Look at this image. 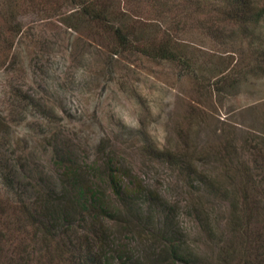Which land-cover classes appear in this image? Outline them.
<instances>
[{"label": "rangeland", "instance_id": "374dc122", "mask_svg": "<svg viewBox=\"0 0 264 264\" xmlns=\"http://www.w3.org/2000/svg\"><path fill=\"white\" fill-rule=\"evenodd\" d=\"M103 1L128 46L80 0H0V264H89L111 240L105 257L126 264L116 250L143 255L164 216L195 264H264V76L201 82L264 54L211 57L194 0ZM169 41L175 61L152 57ZM109 169L151 196L144 232L80 210L42 226L39 200L98 191L115 204Z\"/></svg>", "mask_w": 264, "mask_h": 264}, {"label": "trees", "instance_id": "16d2710c", "mask_svg": "<svg viewBox=\"0 0 264 264\" xmlns=\"http://www.w3.org/2000/svg\"><path fill=\"white\" fill-rule=\"evenodd\" d=\"M100 1L102 0H80L81 13L88 17L91 22L102 23L121 46H128L131 43L130 36H132V33H127L128 31H123L122 27L112 24L108 27L110 24L109 18L113 14L108 10V4L98 8V5H102ZM153 1L155 2V0ZM194 2L198 5L202 15L205 18H209L201 22L202 38L211 44H216L219 48L215 50L216 52H211V57L217 56L221 60L228 61L231 56L235 57L234 55L241 54V48L244 51L245 48L252 51L256 56L264 54V34L258 29L264 24V0H261V2H256L255 0H194ZM113 54H116V51ZM152 57L167 61H175L177 59L170 41L153 53ZM235 67L236 64H233L230 67L226 66L218 71L216 70V77L209 75H206L209 77H203V75L201 82L209 83L212 80L213 88H217L215 90L220 91L224 90L223 85L228 88L235 87L242 80H245L247 74L251 76L255 70L258 71L260 76H264V60L261 63L260 61L249 62L248 70L239 69L238 72H232ZM204 86H209V84ZM109 171L107 183L115 204L108 200L104 194L97 193L98 191L93 192L88 198H83L79 194V196L65 195L58 198L39 200L44 214L42 226L44 224L52 228L59 225L68 226L71 223L72 215L80 210L90 212L95 217H103L107 222L113 221V224L117 225L120 230L124 229L123 225L125 227L126 225H132L138 230V233L144 232L145 227L141 224L139 217L142 210L140 206L146 203L149 204L146 211V220L148 221L146 225H152L155 218L154 213L157 212L154 207L151 208L153 206L151 196H146L145 201L143 192L139 190L128 191L127 187L121 181H117L116 176L113 175L115 169H109ZM52 205L54 206L53 208ZM163 219L164 221L159 230H156L155 226L152 227V230L146 227L152 242L148 246V251L145 250L143 255L134 259L131 252L126 250L128 245L121 246V248L116 250L120 254L118 256L119 260L123 261L125 259L126 264H146V261H148V264H195L194 261L187 259L188 256L184 255L182 251V245L179 241H176L170 218L164 216ZM113 244L114 241L112 240L107 245L102 246L101 244L93 253L96 254L97 250H99L101 254H97L98 258H90L89 264H110L109 258L105 257V253L106 249L109 246H113Z\"/></svg>", "mask_w": 264, "mask_h": 264}]
</instances>
